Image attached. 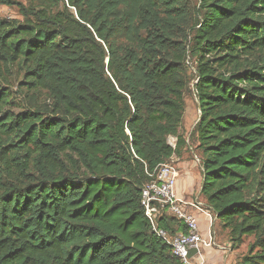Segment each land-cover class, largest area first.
I'll return each instance as SVG.
<instances>
[{
	"label": "trees",
	"instance_id": "trees-1",
	"mask_svg": "<svg viewBox=\"0 0 264 264\" xmlns=\"http://www.w3.org/2000/svg\"><path fill=\"white\" fill-rule=\"evenodd\" d=\"M0 5V264H181L141 191L183 150L231 250L253 237L236 264H264V0Z\"/></svg>",
	"mask_w": 264,
	"mask_h": 264
},
{
	"label": "built area",
	"instance_id": "built-area-1",
	"mask_svg": "<svg viewBox=\"0 0 264 264\" xmlns=\"http://www.w3.org/2000/svg\"><path fill=\"white\" fill-rule=\"evenodd\" d=\"M174 143L169 142L172 147ZM179 175L177 159L171 157L160 164L149 174L151 180L141 191V205L152 230L170 247L172 255L181 264H206L205 251L218 249L214 231L216 217L198 197L194 200L178 197L176 183ZM165 211L185 224L186 234L170 236L157 227L156 220ZM198 216L205 217V232L199 229ZM190 249L196 250L192 257L187 256Z\"/></svg>",
	"mask_w": 264,
	"mask_h": 264
},
{
	"label": "rangeland",
	"instance_id": "rangeland-1",
	"mask_svg": "<svg viewBox=\"0 0 264 264\" xmlns=\"http://www.w3.org/2000/svg\"><path fill=\"white\" fill-rule=\"evenodd\" d=\"M16 1L26 4V0H16ZM0 19L22 21V17L19 15V12L16 7H8V6H3V5H0ZM12 82H13V85L15 86L13 88V92H15L16 91L15 77H13ZM198 117H199V111L197 108V101L193 93V90H191L190 88V91L187 93L185 97V113H184L183 120H182L183 124H185L186 121H197ZM186 127H187V123L185 125H182V128L184 129V131H186ZM170 141L171 139L169 138V142ZM173 143H174V139L172 138V144ZM189 158L192 160L191 156ZM194 163L195 162H193V164ZM192 171L193 170L190 169V172H191L190 175L185 174L183 170L180 171V175L178 177L179 179H177V181H180V187L178 185V182L176 184V187L178 185V188L180 189L179 190L180 196L184 200H194L195 198H197V195L199 194L200 184L198 183L197 179H195ZM198 200L203 203V199H201L199 196H198ZM214 226L216 230L215 232L218 235H223V232L220 226L218 225V223L216 224L215 222ZM223 237H225L223 238V240L220 239L222 242L219 241L218 243L220 244L221 247L226 248V249L221 248V251L226 252L227 248L229 249L231 248H230V245L227 246L228 244L227 235H224ZM252 242H253V237L245 238L241 247H239L237 250H234L232 252L233 253L232 264L238 263L239 258L247 253L248 245Z\"/></svg>",
	"mask_w": 264,
	"mask_h": 264
},
{
	"label": "crops",
	"instance_id": "crops-1",
	"mask_svg": "<svg viewBox=\"0 0 264 264\" xmlns=\"http://www.w3.org/2000/svg\"><path fill=\"white\" fill-rule=\"evenodd\" d=\"M196 122L197 121H186L187 127H186V131H184V129L182 128V125H185L186 123L183 124V121H182L181 132L185 135L187 142H188V138H189V136H190V134L192 132V129H193L194 125L196 124ZM170 139H171L170 142H172V137H170ZM173 139L175 141V138H173ZM189 150L191 151V148H189ZM173 158L177 159V165H178L179 171L183 170V172L185 174L190 175L191 174L190 169L193 170L192 172L194 174L195 179H197L199 184L201 183V174H200V170L201 169H200V167L198 165V161H196V156L195 155L192 154L193 160H190L189 153H187V151L183 150L180 156L173 157ZM193 162H195V163L193 164ZM177 182H178V185L180 187V181H177ZM178 185L176 187V193H177L178 197H181L180 196V191H179L180 189L178 188ZM199 191H200V189H199ZM198 196H199V194L197 195V197ZM198 223H199V229L202 232H205L206 231L205 217L198 216ZM214 231H216L215 230V226H214ZM223 236L224 235H218L215 232V237H216L215 241H216L218 249L217 250L214 249V250L205 251L206 264H232V257H233V253L232 252L233 251H231V249H229V248H227L226 252L221 251V248H224V247H221L220 244L218 243L219 241L222 242L220 239L223 240V238H225ZM228 245L229 244H227V246ZM224 249H226V248H224Z\"/></svg>",
	"mask_w": 264,
	"mask_h": 264
},
{
	"label": "water",
	"instance_id": "water-1",
	"mask_svg": "<svg viewBox=\"0 0 264 264\" xmlns=\"http://www.w3.org/2000/svg\"><path fill=\"white\" fill-rule=\"evenodd\" d=\"M199 113H200V111H199ZM198 120H199V118H198ZM197 120V121H198ZM199 194H200V191H199ZM194 254H196V250L195 249H190L189 251H188V253H187V256L188 257H192Z\"/></svg>",
	"mask_w": 264,
	"mask_h": 264
}]
</instances>
